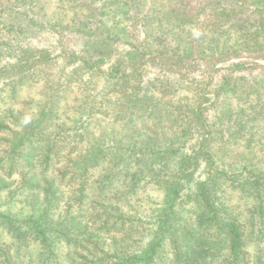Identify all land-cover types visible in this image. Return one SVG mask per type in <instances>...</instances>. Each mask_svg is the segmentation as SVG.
I'll use <instances>...</instances> for the list:
<instances>
[{"label": "trees", "instance_id": "16d2710c", "mask_svg": "<svg viewBox=\"0 0 264 264\" xmlns=\"http://www.w3.org/2000/svg\"><path fill=\"white\" fill-rule=\"evenodd\" d=\"M24 82L43 91L26 110L11 104ZM70 84L84 88L62 105ZM239 87L249 113L223 105ZM1 91L0 190L20 185L28 212H0L19 245L0 264L30 243L38 264L61 263V245L83 251L73 264H264V149L251 151L264 133L249 127L264 126V0H0ZM100 107L125 142L90 134ZM223 122L250 143L243 162L214 146L229 141ZM77 131L86 144L60 154Z\"/></svg>", "mask_w": 264, "mask_h": 264}, {"label": "rangeland", "instance_id": "374dc122", "mask_svg": "<svg viewBox=\"0 0 264 264\" xmlns=\"http://www.w3.org/2000/svg\"><path fill=\"white\" fill-rule=\"evenodd\" d=\"M52 66H55V64H52ZM69 68V67H68ZM47 70L51 69V66L46 68ZM72 70V68H71ZM148 75H152L154 74L152 71H149V73H147ZM73 84V83H72ZM72 84H70L67 88H65L62 92H61V98L59 100L60 104H69V106H72V104L74 103V100L77 96V94L79 95V93H81V89L84 87H79V85L77 86H73ZM81 84H84L85 88L87 86H92L91 83H85L83 81H81ZM96 86L98 88H101L102 86V81L99 79L98 81H96ZM65 86V85H64ZM42 89L41 84L38 83L36 85L33 86H27V83L24 82L23 85L19 86V90L16 93V100L15 101H11V104H13L14 108H18V109H31L32 104H35L36 99L41 98L42 97V92L40 91ZM242 89H244L243 87H239L236 89V92L228 95V97L226 98L225 102H224V107L226 108V110L228 111H236V109L239 107V104H242L243 107H245L244 109H246V113L250 112V107L248 106V103H250V106L255 105V102L251 99L248 100L245 91H243ZM45 90V88L43 89ZM249 90V89H248ZM97 91L96 89H94V92ZM101 91V89H100ZM2 95L0 96V98H2V96H4V99H6V102H2L0 103V111L2 108H4L10 101L8 99V96L6 98V95H3L4 92L1 91ZM101 94V92H100ZM252 95V94H251ZM253 96V95H252ZM100 97V95L98 97H96L95 100H98V98ZM6 103V104H5ZM112 103H114V99H112ZM61 105V106H62ZM112 107H114L112 105ZM257 108V106H255ZM122 109L126 108V104L121 106ZM59 109H61V107H59ZM105 112L103 113V109L102 107H100V109H98V111H96L94 114L95 116H97L99 121H96V123H90V129L91 132L90 134L93 137H97L99 134V131L101 130H105L106 128H108L109 130H111L112 132L109 133V138L106 144H111V141L114 139H119V138H123V142H125V140H127V136H129V132L126 131V129L118 123L119 119L114 118L116 115L114 112H112L113 110L111 108H108L109 110L106 113V108ZM72 111L70 109H67L65 115H62L58 120H66L68 122V117L71 115ZM112 113L114 114V117L112 115ZM23 119V117L21 118ZM118 120V121H117ZM251 130L253 132H256L258 135H260L261 133H264V126L262 125L261 121H251ZM223 128H225L227 133H230L228 135L229 141L228 142H223L220 141V137L221 134H216V141H214V146H221V147H227L230 150V155L234 156V159L238 160V161H242V152L247 155L250 156L251 154H249L246 149L245 146L250 145V143H245L244 138L241 137L243 135H240L238 133H236V129L229 127L226 123L223 122ZM124 125V122L123 124ZM145 126H150V128H156L155 122H153L152 124H147L144 125L140 122L138 127L141 131H148L145 130L143 127ZM79 131L73 133L71 132V134L64 140V141H59L58 144H60L61 146H65V149L63 151H60V154H63L65 152H67L69 150V148L74 147L75 145H77L78 147H81L82 145H85L87 140L85 138H79V136L77 135ZM225 132V131H224ZM4 135L5 136H10V132H3L0 135ZM116 136V137H114ZM113 138V139H112ZM106 139V138H105ZM110 139V140H109ZM253 148L251 149V151L256 152L254 149L256 148H261L264 149V139L263 141H258L256 140L253 143ZM1 143H0V153H1ZM245 148V149H244ZM22 151H24V153H30V151H26L27 150V146L21 148ZM63 149V148H62ZM26 151V152H25ZM23 153V154H24ZM31 154V153H30ZM29 154V155H30ZM60 156V155H59ZM61 162V161H59ZM18 177V178H17ZM12 178H16V183L14 182V184L19 185V179L20 176H18L16 173H14V175L12 176ZM18 181V182H17ZM14 185V186H16ZM146 189V193L148 194L149 199H152L154 201L158 200L159 198V192L154 189L152 186H147L146 184L143 186ZM9 188L8 191L6 189H2L0 190V212H7L13 216H18L20 215V211L23 212V214H26L28 211H24L26 207H28L27 205V197H25V191L22 189V187L18 188V191H13L10 192ZM227 196V202L233 206H235L238 209H241L244 213L246 210L249 211L248 206L245 205L242 200L239 198V194L237 195L236 192L234 191H229L225 194ZM143 202H147V201H143ZM61 206V205H60ZM62 207L63 203H62ZM21 208H24V210H22ZM148 207H142L141 209H147ZM31 212V211H30ZM250 219V214L248 216V220ZM252 221V219H251ZM135 234V233H134ZM136 235V234H135ZM14 233L9 231L8 225H6L5 223H3L0 219V250L1 249H9V253L11 254L12 251L15 252V250L19 247V245L16 243V239L13 237ZM138 237V236H137ZM35 244L30 243V245H23L21 247L20 250V258L18 259V257L15 258L16 263L18 264H38V262H40V251L37 248H34ZM251 250H254V246L253 248H250ZM79 250V253L82 254V250L81 248H77V247H71L70 249H67V245L63 246L61 245L60 247H58V251L56 252V260H59V262L61 263H57L58 261H55V263L57 264H73L72 263V259L74 258H70L71 254L75 253L76 251ZM86 252V251H85ZM32 256V261L28 262V256L29 255ZM87 257L89 256L88 253L86 252ZM88 262H86L85 264H93L90 260V258H88ZM20 260V261H19ZM54 263V261H52ZM0 263H1V257H0Z\"/></svg>", "mask_w": 264, "mask_h": 264}]
</instances>
